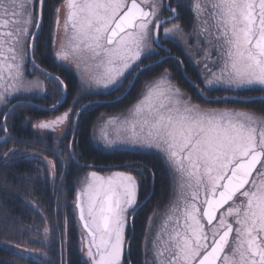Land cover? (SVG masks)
Wrapping results in <instances>:
<instances>
[{"label":"snow or ice","instance_id":"snow-or-ice-1","mask_svg":"<svg viewBox=\"0 0 264 264\" xmlns=\"http://www.w3.org/2000/svg\"><path fill=\"white\" fill-rule=\"evenodd\" d=\"M39 4L38 13L37 0H0L3 143L10 138L9 116L16 108L27 106L13 105V99L46 93V81L53 80L59 95L54 96L48 110L55 112L68 90L64 79L36 63L33 71L45 79L28 78L32 75L27 71L28 49L34 47L28 38L35 39L32 28L42 22L44 0ZM180 7L179 0L175 7L172 0H63L54 12L57 28L60 13H65L63 35L59 31L53 34V50L56 61L74 69L76 95L63 113L35 122L27 118V123L45 135L59 131L57 139H61L69 126L78 127L83 111L94 103L88 98L98 95L97 90L119 92L125 80L131 89L140 74L150 73L133 102L112 118L113 130H99L105 147L121 144L159 151L173 180V198L163 222L154 235L150 228L145 232V255L149 251L152 255L147 264H264V115L257 117L255 110L215 109L193 103L174 82L170 68L163 67L171 56V49L165 45L179 41L185 45L186 54L202 57L197 63H204L205 69L211 65L203 57L215 55V64L222 62L219 75L202 71L200 84L193 85L202 92L221 84L229 89L259 85L264 92V0H195L190 32L183 23L163 27L180 19ZM176 59L178 66L183 64ZM156 68L160 71L153 73ZM72 136L67 149L52 152L63 160L47 156L41 160L38 152L29 150L28 141L13 138L14 143L25 147H12L0 154L3 165L7 168L18 155L46 161L47 167L42 173L38 170V176L50 181L56 192L57 177L59 188H64L72 164L88 167L78 164L74 131ZM7 175L3 173L5 181ZM76 185L75 209L86 233L82 240L85 264H124L125 248H131L126 228L144 203L139 199L140 182L131 172L102 176L91 171L78 178ZM2 188L11 185L5 182ZM145 196L149 198L147 193ZM32 206L38 207L39 202ZM59 209L57 202L55 225L43 210L39 213L41 225L35 229L21 220L12 221L18 225L22 241L32 231L37 239L16 242L10 233L7 241L0 243L14 248L13 255L20 260L47 258L43 249L59 228ZM156 216L154 209L149 221L155 222ZM66 229L67 218L60 232L62 246ZM35 244L41 247H31Z\"/></svg>","mask_w":264,"mask_h":264},{"label":"trees","instance_id":"trees-1","mask_svg":"<svg viewBox=\"0 0 264 264\" xmlns=\"http://www.w3.org/2000/svg\"><path fill=\"white\" fill-rule=\"evenodd\" d=\"M61 0H44L43 18L40 28L34 39L33 58L34 61L42 68L59 75L68 85L65 100L53 111H45L35 106L27 105L18 107L15 113L8 118L9 132L7 143L0 142V154L12 147L23 149L25 145L14 143L15 140L28 141L27 147L30 151L39 153L42 160L44 156L48 159L63 160L64 157H54L53 151L67 149L68 143L72 140L73 131L76 137V149L79 153L77 157L78 164L88 165V167H78L72 164L68 168V176L65 181V187L60 189V178L57 177L56 187L58 191H53L50 181L38 176L39 172L47 167L45 163H40L35 158L27 155L14 157L9 161L8 167L3 165V156L0 155V241H7L9 234L16 236V242H23L31 239H37L35 232H28L23 237L19 236V227L12 223L15 220H21L26 225H31L33 229L41 225L40 211L43 210L50 215L55 225L57 214L55 211L56 204L59 202V228L51 236L49 245L44 247L48 252V257H32L31 259L20 260L18 256L13 255L15 249L8 248L5 244L0 243V264H85V259L80 254V223L75 209V188L74 182L78 175L87 171L107 172L117 170L122 172H131L140 182L139 199L143 204L135 213L134 222L130 219L126 228L131 248H125L123 255L124 264H143L141 256V245L145 233V222L150 213L155 209L162 208L170 196V179L166 166L161 157L151 150H138L128 148L105 149L95 145L91 138L92 127L100 113H115L126 109L130 102L136 97L140 85L150 78V73L145 72L139 75L135 81V86L127 89L128 81L125 80L119 92L107 91L92 95L88 99L94 101L86 110L83 111L78 127L68 128V132L61 139H57L50 131L45 135L44 132L33 131L27 118L32 120L42 119L50 114L57 113L68 109L73 103L76 95V77L68 68L59 65L52 57V19L54 9ZM167 2V0H165ZM178 0H172V6L175 7ZM181 7L178 9L180 19L175 20L183 23L185 30L188 28L192 12L188 1L179 0ZM165 47L171 49V56L167 57V62L163 67L170 68L176 83L181 89L192 97V101L204 106L231 107L244 110H255L256 114L264 115V92L260 89L249 88L241 92H232L227 89L213 88L208 92H202L201 89L194 87V84H200L199 73L192 66H189L181 50L176 43L166 44ZM164 56V54H161ZM183 61L178 66L176 58ZM155 59V58H154ZM149 61H145L148 64ZM29 71L45 79L43 75L33 71L28 64ZM160 69H153L152 72H158ZM47 91L42 97L31 98L40 105H51L54 96L59 95L57 85L53 80H47ZM122 93V94H121ZM263 94V95H260ZM252 95V96H250ZM17 99V98H16ZM16 99H13L15 101ZM250 101L245 103V101ZM86 101H81V104ZM77 108L81 105L77 104ZM1 107L0 111H3ZM75 119V117H74ZM2 122V115H0ZM4 132L0 131V137ZM59 137V136H58ZM14 138V139H13ZM39 141L40 143H36ZM47 148V151H44ZM82 157V159L80 158ZM7 172V180H4L3 173ZM29 179H22L24 176ZM11 185L9 189H3L4 183ZM26 193H28L26 195ZM147 193L148 199L145 194ZM59 198V200H58ZM39 202L38 207H33L34 202ZM7 218V219H6ZM65 218H67L66 236L63 246L61 245L60 232L65 228ZM15 230V231H13ZM27 231V229H23ZM42 232V228H41ZM31 247H41L39 244Z\"/></svg>","mask_w":264,"mask_h":264},{"label":"rangeland","instance_id":"rangeland-1","mask_svg":"<svg viewBox=\"0 0 264 264\" xmlns=\"http://www.w3.org/2000/svg\"><path fill=\"white\" fill-rule=\"evenodd\" d=\"M182 1H188L189 2V6H190V8H191V14H192V16H191V20H190V22H189V25H188V28L185 30V31H188V32H190L191 30H192V27H193V22H194V17H195V10H194V8H193V3L195 2V0H182ZM63 3V0H61L60 1V3L56 6V8L57 7H59V6H61V4ZM55 8V9H56ZM55 9H54V12H55ZM64 18H65V13L64 12H61L60 13V16H59V19H60V25H59V28H57V25H56V23H55V20H56V16L53 14V19H52V36H53V34L55 33V32H57V31H59V34L62 36L63 35V21H64ZM172 24H178V22L177 21H175V20H172V21H170L168 24H165L163 27H170ZM162 31V30H161ZM193 43H195V38H193V41H192ZM54 43V41L53 42H51V46H52V44ZM56 43H57V46H58V43H59V41L57 40L56 41ZM176 43V45L179 47V49L181 50V52H182V54H183V56L185 57V59H186V61H187V63H188V65L189 66H192V67H194L195 69H196V71L199 73V77H200V80H202L203 79V77L201 76V73H202V71H210V72H216V74L217 75H219V70H220V67L222 66V62H221V64L220 65H217V64H215V59H216V57H215V55H213L212 57H203V59H204V61H205V63H208L209 65H211V67L209 68V69H205V67H204V63H197V61L198 60H200V59H202V57H193V56H190V55H188V54H186L185 53V45L183 44V42H179V41H177V42H175ZM53 54H54V50H53ZM62 64H65L68 68H70L73 72H74V74H75V76H76V73H75V71H74V69L72 68V67H70L68 64H66V63H63V62H61ZM33 77H38L39 79H41L38 75H36V74H32L31 76H29L28 78L29 79H31V78H33ZM76 79H77V76H76ZM41 80H43V79H41ZM144 83V82H143ZM215 88H222V89H227V90H230V91H232V92H241V91H243V90H247V89H249V88H255V89H260V86L259 85H255V86H249V87H242V88H239V89H236V88H233V89H229V88H227L225 85H223V84H221V85H218V86H216ZM99 93H103V92H105V91H107L106 89H103V88H101V89H99V90H97ZM44 94H46V93H43V92H41V93H37V94H35V97H37V96H42V95H44ZM260 95H263V94H260ZM250 96H252V95H250ZM31 97H33V96H28V97H24L23 95H21V96H19V97H17V98H19V99H21V100H24V99H27V98H31ZM193 102V101H192ZM193 103H196V102H193ZM202 107H209V108H215V109H235V110H239V111H248V110H244V109H238V108H231V107H219V106H204V105H201ZM1 107L2 106H0V109H1ZM69 108V107H68ZM66 110H67V108H66ZM125 110V109H124ZM124 110H122V111H124ZM122 111H119V112H115V113H100L99 114V116L96 118V120H95V122H94V124H93V127H92V133H91V138H92V141H93V143L96 145L97 144V146H100V147H102V148H105V149H114V148H128V149H134V148H131V147H126V146H124V145H121V144H117L116 146H114V147H105L104 146V143H103V141L100 139V129L101 128H103V129H105L106 131H109V132H111L113 129H112V124H111V120H112V118L114 117V116H116V115H118L119 113H121ZM64 111H59V112H57V113H52V114H50L49 116H47V117H45V118H42V119H36V120H32L33 122H35V121H37V120H47V119H50V118H54V116L55 115H59V114H61V113H63ZM257 117H259V116H261V115H259V114H256V113H254ZM73 119H74V117H73ZM30 125H31V123H30ZM31 127H32V125H31ZM42 132V131H41ZM51 132V131H50ZM51 133H53V132H51ZM94 133H95V135H94ZM54 135H55V137H58V136H60V133H59V131H57V132H55V133H53ZM135 149H139V148H135ZM141 150H148V149H141ZM151 151H155L160 157H161V154L159 153V151H157V150H155V149H150ZM149 151V150H148ZM161 159H162V157H161ZM163 160V159H162ZM163 162H164V160H163ZM45 163V165L47 166V162L45 161L44 162ZM164 165L166 166V168H167V170H168V167H167V165L165 164V162H164ZM91 171H94V170H87V171H85V172H83V173H81L80 175H78L77 177H76V179H75V182H74V188H75V192H76V188H77V185H76V180L78 179V178H83V177H85L86 175H87V173H89V172H91ZM112 172H117V170H115V171H107V173H104V172H97L98 174H100V175H102V176H107V175H110ZM102 173H104V174H102ZM168 174H169V170H168ZM169 179H170V196H169V198H168V200H167V202L164 204V206L162 207V208H159V209H156V212H157V216H156V219H155V222H152V221H149V216H151L152 215V213H150V215L148 216V218L146 219V222H145V232H146V229H151V231H152V234L154 235L155 234V232H156V229H157V227L163 222V218H164V216H165V214H166V209H167V205L169 204V202H170V199H172L173 198V180H172V178L170 177V174H169ZM179 178H177V180H178ZM202 198V197H201ZM142 202H143V200H142ZM79 237H80V245H79V250H80V254L82 255V257L86 260L87 258L84 256V250H83V248H82V240H83V238L85 237L84 236V233H82V229L80 228V233H79ZM148 248H149V250H150V248H151V245L149 244L148 245ZM141 256H142V263L143 264H147V262H150L151 261V259H152V255H151V252L149 251V254L146 256L145 255V233H144V237H143V241H142V245H141ZM33 257H37V256H33Z\"/></svg>","mask_w":264,"mask_h":264},{"label":"water","instance_id":"water-1","mask_svg":"<svg viewBox=\"0 0 264 264\" xmlns=\"http://www.w3.org/2000/svg\"><path fill=\"white\" fill-rule=\"evenodd\" d=\"M39 10H40V4H39V0H38V3H37V12L38 13H39ZM39 26H40V24H39ZM39 26L38 27L35 26L34 29H33V32L37 33V30H38ZM29 44H33V37H31V36H30V39H29ZM28 57H29V60H30L31 64L33 65L34 61H33V58H32V47H30L28 49ZM65 94H64L63 100L65 98ZM18 103H24V104H27V105L36 106V107L42 108V109L47 110V111H49L48 109H51V106H52V105L51 106H41V105L35 103L34 101H23V100L15 101L12 104L15 105V104H18ZM2 121H3V117H2ZM4 137H5V133L3 134V136L0 137V142L3 141ZM78 217H79V215H78Z\"/></svg>","mask_w":264,"mask_h":264}]
</instances>
